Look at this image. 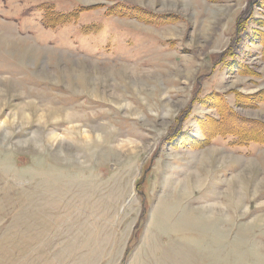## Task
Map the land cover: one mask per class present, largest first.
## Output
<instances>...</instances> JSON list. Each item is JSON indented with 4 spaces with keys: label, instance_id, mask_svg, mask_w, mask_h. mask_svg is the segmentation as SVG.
<instances>
[{
    "label": "rangeland",
    "instance_id": "rangeland-1",
    "mask_svg": "<svg viewBox=\"0 0 264 264\" xmlns=\"http://www.w3.org/2000/svg\"><path fill=\"white\" fill-rule=\"evenodd\" d=\"M262 3L0 0V264H264Z\"/></svg>",
    "mask_w": 264,
    "mask_h": 264
},
{
    "label": "trees",
    "instance_id": "trees-1",
    "mask_svg": "<svg viewBox=\"0 0 264 264\" xmlns=\"http://www.w3.org/2000/svg\"><path fill=\"white\" fill-rule=\"evenodd\" d=\"M262 7H264L263 3L261 4ZM79 10H74L72 12H69L68 14H57V13H53L50 9H47L45 10V14L42 18V23L43 25L46 27H53L55 25H60V24H66V23H70L72 20H74L78 14ZM106 12L108 14H111V15H117V16H125V17H134V18H142L145 20L146 17H148V13L151 14L150 12H147L146 9H143V8H139V7H127V6H123L121 5L120 3H116L110 7H108L106 9ZM161 17L163 18V16H160L158 15V18L155 17L156 20H159L161 21ZM148 23H151V20H147ZM264 25V21H261V25ZM253 33H255L256 35V38L259 39V41L261 42L260 46H261V52L262 54L264 55V34H261V33H257V31L255 30ZM261 39V40H260ZM264 58V57H263ZM232 62L229 63V67L232 66ZM261 95H264L262 92L259 93L258 95H255L253 96L252 98L256 99V98H259L260 100H262L264 98V96H261ZM251 97V96H250ZM237 98L239 99L238 101H240L241 98H244V96H240L238 95ZM251 98V99H252ZM245 103V102H244ZM244 103H239L240 105H243ZM230 114H231V109L230 107L229 108H226V106H222V116H223V120H225V118L227 117L228 120H230ZM244 123V125L241 123ZM241 121L237 122L238 125L242 126L243 128H251V125H248L247 121L242 119ZM232 128H235V125H231ZM249 126V127H247ZM261 126H264V124H261ZM253 129H251L252 131ZM260 134H262V139H263V142H264V130H260ZM222 133H227V134H232V135H235L238 137L239 141H240V137L238 135V133L234 132V131H226L224 130ZM254 133H258L257 131H255ZM259 134V133H258ZM245 135H243L241 138L247 140V135H246V138L244 137ZM252 137H256L258 135H251ZM257 141V139H256Z\"/></svg>",
    "mask_w": 264,
    "mask_h": 264
}]
</instances>
